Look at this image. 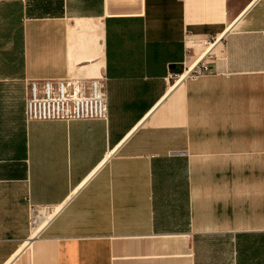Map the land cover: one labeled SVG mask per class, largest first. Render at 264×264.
Here are the masks:
<instances>
[{"label":"crops","instance_id":"obj_1","mask_svg":"<svg viewBox=\"0 0 264 264\" xmlns=\"http://www.w3.org/2000/svg\"><path fill=\"white\" fill-rule=\"evenodd\" d=\"M99 76L105 120H25ZM0 264H264V0H0Z\"/></svg>","mask_w":264,"mask_h":264},{"label":"built area","instance_id":"obj_2","mask_svg":"<svg viewBox=\"0 0 264 264\" xmlns=\"http://www.w3.org/2000/svg\"><path fill=\"white\" fill-rule=\"evenodd\" d=\"M207 71V65L201 63L199 68L191 69L188 74L198 77ZM175 76L178 77L177 74ZM107 107L104 78L99 76L87 82L75 79L30 82L24 113L27 122L105 120L108 114ZM56 212H58L56 208L38 210L32 207L30 223L35 227L38 217L50 216Z\"/></svg>","mask_w":264,"mask_h":264},{"label":"bare ground","instance_id":"obj_3","mask_svg":"<svg viewBox=\"0 0 264 264\" xmlns=\"http://www.w3.org/2000/svg\"><path fill=\"white\" fill-rule=\"evenodd\" d=\"M193 68V67H192ZM192 68H190L188 71H186V72H183V74L182 75H180V80H183V78L185 77V76H187V74H188V72L192 69ZM43 217V216H42ZM37 221H36V226H38L39 225V222H40V217H38L37 219H36ZM36 226L34 227V228H36Z\"/></svg>","mask_w":264,"mask_h":264},{"label":"rangeland","instance_id":"obj_4","mask_svg":"<svg viewBox=\"0 0 264 264\" xmlns=\"http://www.w3.org/2000/svg\"><path fill=\"white\" fill-rule=\"evenodd\" d=\"M197 43H199V42H197ZM200 43H202L205 48L209 47V43L208 42L204 43L203 41H201Z\"/></svg>","mask_w":264,"mask_h":264},{"label":"water","instance_id":"obj_5","mask_svg":"<svg viewBox=\"0 0 264 264\" xmlns=\"http://www.w3.org/2000/svg\"><path fill=\"white\" fill-rule=\"evenodd\" d=\"M176 71H179V69H176Z\"/></svg>","mask_w":264,"mask_h":264}]
</instances>
